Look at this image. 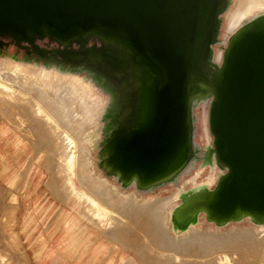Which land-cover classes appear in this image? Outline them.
Listing matches in <instances>:
<instances>
[{
	"label": "bare ground",
	"instance_id": "6f19581e",
	"mask_svg": "<svg viewBox=\"0 0 264 264\" xmlns=\"http://www.w3.org/2000/svg\"><path fill=\"white\" fill-rule=\"evenodd\" d=\"M229 14L230 16L228 18ZM222 15L226 21V32L222 45L224 46L226 44L227 48H225V51H220L215 55L213 46L217 42L220 16ZM257 32L264 33V0H212L209 25L200 59L204 76L197 78L189 91L187 149L182 159L177 161L162 175L155 178L143 179L136 173L125 175L119 165L120 157L115 153L117 140L144 122L146 111L142 95L145 93L144 90L149 81V77L144 69L132 64V60L125 50L112 43L97 37H89L78 41L58 42L59 46L62 47L61 50L45 51L34 47L32 52L37 55V58H34L33 62L32 58L31 60L27 58L24 61L25 63L34 64L38 68L40 67L41 76L35 78V82H31L26 78H23V81L15 80L11 77V74L0 73V104L2 103L9 114V109L11 108L13 110L18 109V111H23L24 116H19L18 119L21 122L25 118L26 121H22L23 123L25 121V125H27V122L33 124L34 128L41 130V132L47 130L46 135L41 136L39 133L38 136H41L40 140L47 144L45 147H48L49 152L58 153L59 151L61 155H65L63 156L64 158L61 156L62 173H65L66 167L68 166V164L65 165V161H70L73 164L75 175L81 178L83 177V173L85 176L88 173V168H86L83 161V144L88 138L90 130L94 127L96 120L100 118L104 123V129L102 139L100 140L102 143L99 144L101 151L98 152L97 159L100 169L106 175L110 176L111 180H116L122 188L126 190L131 189L132 192L153 193L155 187L161 186L162 188L165 185L176 188L175 192L168 197L142 201L138 205L136 204L134 195L129 196L126 205H135L133 207L134 211H140L136 215L137 220L135 222H138V219L144 216L143 214L145 213H143V210L147 206L153 205L154 207L155 204H163L166 208L165 218L162 216L164 223L169 224L168 228L172 230L175 236L182 235V238H186L196 230L195 225L199 217L202 216L206 223L216 229L215 231L211 229L210 231H206L205 237H222V239H226L225 245H222L224 249L238 251L236 258H233V255H230V253H227L231 263L245 264L244 261L247 262L246 258L249 256L253 257L252 260H254L251 264H257L264 247V210L254 211L248 209L245 205L235 200L232 203L229 202L227 189L230 184V167L222 157V151L217 143L212 124H210V131L214 141L211 142L209 130L206 126L203 129L204 145L199 146L196 143V117L194 115L197 108H202L204 114L203 124H206L208 111L210 112V122L213 121L217 91L211 82H216L219 77L223 76L224 65L238 41L249 33ZM90 41L98 43L99 46L93 45L89 47L88 44ZM17 42L20 43L19 41ZM34 42L35 39L27 43L32 46ZM73 45H78V50H72ZM11 59H16V57H12ZM18 69H20L18 66L12 68V70ZM50 73L51 75H57L58 73L64 75L66 85H54L53 82H50ZM44 81H46L45 84H43ZM73 117H76V122L72 120ZM195 162L199 164L193 172H205L208 169L210 171L209 179L206 178L207 180L203 182H190L181 186V181L184 180L185 176L191 174L190 171L195 166ZM54 166H48L49 170L53 173L51 174L48 171L50 173L48 186L50 188L49 190L55 193L58 187L57 182H62L64 188L70 182L68 183L67 181L68 175L66 179H63L61 177L62 175L55 176L54 171L59 166ZM95 179V177L92 178L91 183L97 187V190L106 186L105 181L95 182ZM99 190L93 191L98 193ZM88 192L91 193V189ZM105 193L107 192L105 191ZM92 195L94 194L92 193ZM92 198L94 197L92 196ZM84 199L82 200L85 204L82 202V205L88 206L92 204L89 197ZM103 199L101 198V200ZM93 202L97 206H101L99 208H101V212L104 210L105 215H108V213L109 215L112 214L110 215V219L113 218L115 224L112 226L113 222H111L110 224L112 225H109L111 228L114 227L112 230H115V232L118 231L121 237L124 233H127V230L130 231L129 229L134 226L135 222L132 221V215L125 213V216H128L124 217V220L122 218L123 216H120L123 214L119 213V216L113 215L115 213L109 209L111 206L107 207L111 202L106 200L108 202L107 206L106 203H102L103 201L100 204L95 200ZM90 208L93 207L90 206ZM159 208L156 209L158 210ZM111 209L114 210L112 207ZM84 210H86L85 207ZM157 210H154V212ZM87 211L84 212L88 213ZM154 212H147V214L153 213L152 215H154ZM147 214H145V217ZM93 215L91 216L93 217ZM153 217L151 216V219ZM149 220L150 218H147L148 222ZM163 220L160 222H163ZM244 222L248 223L249 228L241 227ZM150 223L148 225H151ZM170 223L172 228L170 227ZM229 226V231L222 232ZM233 226L239 227L242 230L240 229L238 231ZM151 228H153V222ZM158 239L161 240V238ZM159 240H157L158 244H160ZM256 240H260V242L255 243ZM157 241L152 240L150 248H154V242L157 244ZM169 245L171 244L168 243ZM182 245L185 246L187 244L184 243ZM168 246L165 247L167 248ZM174 246L177 247L175 244ZM161 249L163 248L161 247ZM167 251L171 255L172 252L169 249Z\"/></svg>",
	"mask_w": 264,
	"mask_h": 264
},
{
	"label": "water",
	"instance_id": "95a60500",
	"mask_svg": "<svg viewBox=\"0 0 264 264\" xmlns=\"http://www.w3.org/2000/svg\"><path fill=\"white\" fill-rule=\"evenodd\" d=\"M211 6L212 0H0V36L22 42L97 37L125 50L149 77L146 112L141 125L117 140L115 153L125 175L149 179L185 155L189 91L204 76ZM223 71L211 82L217 98L210 124L231 170L229 202L262 211L264 33L241 38Z\"/></svg>",
	"mask_w": 264,
	"mask_h": 264
},
{
	"label": "rangeland",
	"instance_id": "374dc122",
	"mask_svg": "<svg viewBox=\"0 0 264 264\" xmlns=\"http://www.w3.org/2000/svg\"><path fill=\"white\" fill-rule=\"evenodd\" d=\"M229 16L230 14L228 15V18ZM225 32H226V21H225L224 16L222 15L220 16V27H219L217 42L215 44L216 46L215 45L213 46L215 55H217L220 51H223V50L225 51V48H227L226 44H224V46L222 45V42L224 41ZM0 41L5 43L6 45L4 48H2L3 54H7V57L13 54H16L17 59L22 57L23 52H24L23 47H26L28 45L27 42L19 41L20 43H18L17 41L9 37L0 36ZM35 43L41 50L47 49L45 51H51L52 48L59 47V43L57 41H54L47 37H43L41 39L36 38ZM89 47H90V44H89ZM3 58L4 57L0 56V73L1 74H11L12 75L11 77H13L15 80L23 81V78H26L27 80L31 82H35L34 81L35 78H39L41 76L40 67L38 68V66H35L34 64L25 63L24 60L18 61L17 59H11L12 57L4 58V59ZM16 66L20 68L18 69L19 71L12 70V68ZM64 77L65 76L60 73H58L57 75L56 74L51 75V73L49 74V79H51L50 82H53L54 85L61 84L62 86H65L66 79H64ZM61 78H63L64 80ZM45 83L46 81L43 82V84ZM1 105L2 103L0 104V111H1L0 120L4 119V121H7L11 126L17 129L20 133H22V135L25 138H27L28 141L25 147L26 149L25 155L21 156V161L19 162V165L22 166L20 173L23 176L18 177V178L17 177L16 178L0 177V264H38V263H42V264H61L62 263L63 264V262L58 263L57 259H53L50 257L51 255L50 246H52V244L49 241L47 242V240H49L50 234L57 227L59 229V233H68L70 235H73L74 238L77 237L75 238V242L72 243L73 244L72 249L77 250V251L79 250V252L82 254H84L87 251V249H93V248L97 250L105 251L106 254L112 251L113 252L112 256H110L109 260L107 259V262L113 261L114 260L113 256L116 255L115 264H234L235 263V262H232V263L230 262L227 253H230V255H233V258L234 257L236 258L238 251H235V250L230 251V249H227L229 250L227 252V250L224 249V246H222V245H225L226 239H222V237L220 238L205 237L206 231H210V229L215 231L216 229L213 228L210 224L206 223L202 216L199 217V220L195 225L196 230L192 232L191 235H189V237H186V238L184 237L182 238V235L175 236L172 230L168 228L169 224L164 223L162 216H164L165 218L166 208L165 206H163V204H159V205L155 204L156 206L154 205V207L153 205L152 206L150 205L149 207L147 206L143 210V213L147 214V212L149 213L151 211L154 212V210H157L156 208L160 207L157 211H155L157 213L156 215H155V212H154V215H152L153 213L152 214L148 213L150 216L148 214L146 215V217L150 218V220L153 222L154 229L151 228L152 222L150 220L149 222L147 221L145 214H143L144 216L142 218L138 216V218L140 219H138V222H135L137 220L136 215L140 211H134L133 207H135V205L134 206H131L130 204H128L129 206L126 205V203H128L127 200L129 196L134 195L136 204L138 205L142 203V201H151V200H156L162 197L163 198L168 197L175 192L176 188L170 187L169 185H165L162 188L161 186L155 187L154 190L156 191L153 190V193L132 192L131 189L126 190L122 188L116 180H111L110 176L106 175L100 169L99 161L97 159L99 144L102 143V141L100 140L102 139L103 129H104V123L102 122L100 118L96 120L94 127L90 130L89 136L86 139L85 143L83 144V150H84L83 161L85 163L86 168H88V173L86 176L83 173V177L81 178L75 175L76 173L74 172L73 164L70 163V161H65V165L68 164V166L66 167L65 173L64 172L62 173L61 156L62 158H64L63 156L65 155L64 154L61 155L59 151L58 153L49 152L48 147H45L47 146V144H45L44 142L40 140L42 135H46V133L48 132L47 130H46L47 132L46 131L41 132V130L34 128L33 124L27 123V122H26L27 125H25V121H26L25 118L23 119L25 120L24 123L22 122L23 120L20 122L18 119L19 116L20 117L24 116L23 111L21 110L18 111V109L13 110L11 108L13 112H11L12 110L9 109V112H10L9 114L8 110H6L3 105L2 106ZM17 111H18V114H17ZM3 112H5L6 114ZM194 115L196 117V122H195V126H196L195 141L196 143L199 146L204 145L205 139L203 136V129L206 126L209 130L211 142H213L214 138L210 131V112L208 111V114H207L208 118H207L206 124H203L204 114H203L202 108H197ZM5 118L8 120H6ZM72 120L76 122L77 119L76 117L75 118L73 117ZM28 125H31V126H28ZM98 127H101V128H98ZM39 133L41 136H38ZM24 159L25 161L23 162ZM198 164H199L198 162H195L194 164L195 166L190 171L191 174H188L185 176L184 180L181 181V186L188 184L190 182H203L209 179L210 171L208 169L205 170V172L204 171H196V173L193 172L195 167L198 166ZM51 165H55L56 167L59 166V168H57L54 171L55 176L62 175L61 177L63 179H66L69 176L67 178V181L68 183L69 182L70 183L68 184L69 186L67 185L68 187L66 186L67 189L66 187L65 188L63 187L62 182H59V183L57 182L58 187L56 189V192L54 193L51 190L58 199L61 197L59 200L63 204L67 202L68 206L64 208L65 211L61 213L59 209L55 211L47 210V206L49 205H46L43 207V209H41V212L37 215V218L40 220L39 223L41 224L38 226H31L30 230L34 231L31 235L32 239L35 237L37 238L41 231L43 240L41 242H38V244H36V248H32L30 242L24 241L25 235L22 233V227L20 225L21 213H19L18 211L17 201H18L21 191L26 187V185L32 184V180L28 179L25 176V174L29 170H31L33 166H35V169L39 171V175H40V178L37 179L36 185H40L42 187H44L45 185L46 187H48V189H50L48 186V181L50 180L49 172H51V170H49L48 166L51 167ZM71 168H72V171H71ZM8 173H12V172L10 171ZM51 174L53 173L51 172ZM94 177L96 178L95 179L96 181L93 180L95 182H104V181L106 182V186H104V188L100 190L98 189L99 190L98 193L94 192L98 190H97V187H95L93 183H91L92 178ZM61 189L62 191H60ZM89 189H91V193L88 192ZM105 191L107 193H105ZM92 193L94 195H92ZM106 194L109 196L107 197ZM102 195L104 196L102 197ZM87 196L89 197V200L92 201V204L88 205L89 207L87 205H84L86 203L84 198H88ZM92 196L96 198L94 199L92 198ZM101 198L102 199L104 198V199L101 200ZM82 199H84L85 203L83 202ZM94 200L99 202V204L100 202L103 201L102 203H106V206L108 202H111L109 203L111 205L108 204L107 207L111 206L112 208H114V210L111 209V207L109 208L110 210L113 211V213H115L113 215L119 216V213L123 214V215H120L121 217L123 216L122 217L123 220H124V217H127L129 214L132 215L131 216L133 217L132 221L137 223L136 227L134 223L133 227L135 229L131 227L132 229L130 228L129 229L130 231L127 230L126 231L127 233H124L123 234L124 236L122 235L121 237L118 231H116L117 232L116 233L115 230H112V228L114 227L112 228L110 227V225L113 224L112 226H114L115 224V222H113V218L110 219L111 218L110 215L112 214L109 215L108 213V215H105L104 210H102L101 212V208H99L101 206H97V204L93 202ZM106 200L108 202H106ZM82 202L84 203L83 205H82ZM90 206L93 207L94 209L90 208ZM122 206L124 207L122 208ZM127 206L130 208L131 211L129 210ZM84 207L86 208V210H84ZM150 207H153V208H150ZM95 210H96V214H95ZM84 211H87L88 213L90 212L91 215L93 214L95 215H93L92 217L90 214L85 213ZM116 212L118 213V215ZM125 213L128 215L125 216ZM134 213H135V217H134ZM90 216L95 220H93ZM151 216H154V217L151 219ZM162 220L163 222H160ZM111 222L113 223L110 224ZM149 223L151 225H148ZM156 223L158 224L156 225ZM162 223L164 224L162 225ZM170 227L172 228L171 223H170ZM233 227L236 228L238 231H240L241 229L239 227H235V226ZM241 227L249 228L248 223L246 222H244L241 225ZM162 228H165V229H162ZM229 229H230V226L226 227L222 232L225 233L229 231ZM155 237L157 238L155 239ZM158 238H161L162 241L159 240ZM89 239H91L90 243L88 242ZM152 240L153 241L159 240L160 244H158V241H157L158 245L156 244V242H154L155 247L150 248L152 244ZM223 242L224 244H222ZM258 242H260V240H256L255 243H258ZM168 243L171 245L168 246ZM184 243L187 244L185 245L186 247L182 245ZM213 243H216L217 245ZM174 244L178 247V249L177 247L174 246ZM156 245L158 248L156 247ZM165 246H168V247L166 248ZM161 247L163 249H161ZM167 249H169L172 252L171 255L169 254ZM35 250L37 251L41 250V253L43 254V257L41 259L35 258L34 254L35 252H37ZM153 250L154 251L156 250L155 253ZM247 257L248 258H246L247 259L246 261L248 263L245 261L244 263L251 264L252 261H254L252 260L253 257H249V256ZM257 264H264V247L262 250V255L260 257V260L257 262Z\"/></svg>",
	"mask_w": 264,
	"mask_h": 264
},
{
	"label": "crops",
	"instance_id": "0c3cea01",
	"mask_svg": "<svg viewBox=\"0 0 264 264\" xmlns=\"http://www.w3.org/2000/svg\"><path fill=\"white\" fill-rule=\"evenodd\" d=\"M27 141L28 140L22 133L11 126L7 121L0 120V177L18 178L23 176L20 173L22 166L19 165V162L21 161V156L25 155ZM24 161L25 159L23 162ZM10 171L12 173H8ZM25 176L32 180V184L26 185L21 191L17 201L18 211L21 213L20 225L22 227V233L25 235L24 241L30 242L31 247L36 248V244L41 242L43 237L40 231L38 237L32 239L31 235L34 231L30 230V228L31 226H38L41 224L39 223L40 220L37 218L41 209L49 205L47 206V210L55 211L59 209L61 213L65 211L64 208L68 206V203L66 202L63 204L45 185L44 187L36 185L40 175L39 171L35 169V166H33ZM75 238L68 233H59L57 227L50 234L49 240H47V242L49 241L52 244V246H50V257L57 259L58 263L63 262V264H115L116 255L113 256V261L107 262V259L109 260L110 256H112V251L106 254L105 251L93 248L87 249V251L82 254L79 250L72 249V243L75 242ZM88 242L90 243L91 239H89ZM34 256L35 258L41 259L43 254L41 250H38L35 252Z\"/></svg>",
	"mask_w": 264,
	"mask_h": 264
},
{
	"label": "flooded vegetation",
	"instance_id": "af4514ba",
	"mask_svg": "<svg viewBox=\"0 0 264 264\" xmlns=\"http://www.w3.org/2000/svg\"><path fill=\"white\" fill-rule=\"evenodd\" d=\"M89 44H90V47L93 46V45L99 46L98 43H95V42H92V41H90ZM89 44H88V46H89ZM5 46H6L5 43H3V42L0 41V56H2V57H4V58L16 57V54H13V55H11V56H9V57H7V54H3V50H2V48H4ZM34 47L40 49V48L36 45V43L34 42L32 46H31V45H27L26 47H23L24 52H23L22 57L19 58V59H17V58H16V59H17L18 61H23V60H25V59H27V58H30V60H31V58H32V62H33V61H34V58H37V55H35V54L32 52ZM78 48H79L78 45H73L72 50H78ZM61 49H62V47L59 46L58 48H52L51 50H61ZM43 50H47V49H43ZM100 151H101V146H99V150H98V152H100Z\"/></svg>",
	"mask_w": 264,
	"mask_h": 264
}]
</instances>
